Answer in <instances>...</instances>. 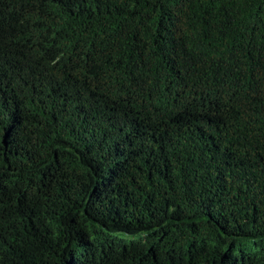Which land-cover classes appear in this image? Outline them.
<instances>
[{"label":"trees","instance_id":"trees-1","mask_svg":"<svg viewBox=\"0 0 264 264\" xmlns=\"http://www.w3.org/2000/svg\"><path fill=\"white\" fill-rule=\"evenodd\" d=\"M0 264H264V0H0Z\"/></svg>","mask_w":264,"mask_h":264}]
</instances>
